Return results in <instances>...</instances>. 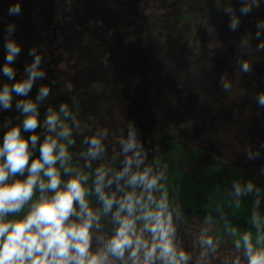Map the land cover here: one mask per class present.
Masks as SVG:
<instances>
[{
	"label": "trees",
	"instance_id": "16d2710c",
	"mask_svg": "<svg viewBox=\"0 0 264 264\" xmlns=\"http://www.w3.org/2000/svg\"><path fill=\"white\" fill-rule=\"evenodd\" d=\"M198 18L207 26L188 47L177 26ZM185 57L196 73L179 64L175 75ZM217 68L238 103L206 87ZM161 85L180 92L181 108L200 100L192 129L200 141L184 148L196 164L231 168L263 189L264 0H0V219L18 217L0 264H236L229 250L249 245L231 234L263 228L264 193L246 190L253 202L238 210L167 197L158 158L171 145L155 135ZM43 113H64L71 126L68 167L20 213L36 177L32 158L39 148L54 156L30 124ZM210 117L245 133L243 146L202 135ZM178 138L194 140L186 130ZM102 197L138 209L144 227L100 221ZM178 219L214 226L218 247L199 255L174 231Z\"/></svg>",
	"mask_w": 264,
	"mask_h": 264
},
{
	"label": "rangeland",
	"instance_id": "374dc122",
	"mask_svg": "<svg viewBox=\"0 0 264 264\" xmlns=\"http://www.w3.org/2000/svg\"><path fill=\"white\" fill-rule=\"evenodd\" d=\"M205 25V26H204ZM206 24L201 18L184 20L178 24V30H185V34L182 39L187 42L188 47H193L195 33L198 30L206 28ZM178 37L173 36L172 40L177 39ZM56 42V41H55ZM57 43L51 45L50 48L52 55H57L60 53L56 52ZM50 46V44H49ZM209 49L215 50L217 46L213 44L209 45ZM50 53V52H49ZM52 55L49 54L48 60L52 58ZM59 56V55H58ZM214 57V56H213ZM212 57V59H213ZM58 59V57H56ZM211 63V58L208 59ZM215 61V59H214ZM53 62V61H52ZM51 62V63H52ZM190 59L187 57L181 58L173 68L174 74H180L178 65L184 67L186 72L189 70L191 73L195 74L196 70L193 67H188ZM186 66V67H185ZM212 80L210 84H206V87L209 86V90H213L218 94H226L227 99L231 102H236L240 96L236 95L232 90L231 86L228 85L229 80L223 79V76L219 75L218 68L212 73ZM179 76V75H178ZM218 80V81H215ZM220 81V82H219ZM221 81H225V85H222ZM219 88V90H215ZM178 90H184L182 86L177 87ZM229 89V91H228ZM161 94L163 98L157 99V110L156 112V128L155 135L157 138H163L164 141L169 143L171 146L168 147V151L163 153L161 157L158 158L159 161V170L163 173V179L165 180V194L169 199L174 201L175 204L182 203L187 206H196L197 203L203 204V199H207L208 202H211V206L218 207L226 210L230 208L232 210H238L239 207L253 202V196H246L244 192L246 190H252L257 192L264 193V188L259 189L255 186H252V182H247L249 185H246L243 181L231 168L218 167V168H209L205 164L200 168V164H196L197 155L195 150L187 149L192 143L197 144L200 140L194 139V132L192 131L193 125L195 124V119L200 114L198 111L200 105L199 101L190 106V109H185V107H180V92L175 90V87L161 85ZM186 93H188L186 91ZM185 93V94H186ZM187 95V94H186ZM204 100V99H201ZM211 106L214 107V110L217 109L219 103L215 98H211ZM201 101L200 104H202ZM189 104V103H188ZM195 117V119H194ZM212 117L207 119L209 124L202 130V135L205 136H221L226 138L234 146H243L244 142L247 139H244L246 136L245 133L241 131L231 130L228 125L224 127L222 121H212ZM194 119V120H193ZM226 122V119L224 120ZM31 126L38 127L36 128L49 149L54 150V156H46L42 152V148H39L37 154L32 158V162L35 165L36 177L31 183L30 188L26 191L24 195H21L22 199L26 197L27 204L20 208V213L25 212L29 205L37 198L46 183L55 175L57 172H62L63 169L67 168V163H63L61 155H66L68 148L71 143V126L67 122V118L64 113H50L42 114L36 116L34 122L30 123ZM187 131V136L194 139L191 140L178 138V133L182 131ZM183 142V143H182ZM46 156V157H45ZM122 156V155H121ZM124 156V155H123ZM18 165L22 169L24 174H27L29 171V163L22 160L18 162ZM18 187V186H17ZM133 211L131 209H124L122 206L115 205L114 202L108 198L102 197L101 207L99 209V219L100 221L113 220L115 222H121L124 226H132V229H138L144 227L140 225L139 210ZM9 216V215H8ZM0 219V248L3 247L5 242L13 234V229L18 217H8ZM256 222L263 227L248 230L246 232L236 231L231 235L234 241H238L241 244H246L245 248L236 249L234 252L229 250L232 257L234 258L236 264H261L264 263V218L256 220ZM184 219H178L176 221V227L173 228L176 234L180 235L188 234V239L191 240L192 245L200 247V254L206 258L207 248H217L218 245L214 243L217 239H214V226L197 222H191L189 225H185ZM145 224V223H144ZM202 237V238H201ZM231 238V237H230ZM195 241V244H194ZM205 241V242H203ZM212 241V243H211ZM236 241V242H237ZM203 242V243H202ZM210 242V243H207ZM253 249H252V248ZM209 253H207L208 255Z\"/></svg>",
	"mask_w": 264,
	"mask_h": 264
}]
</instances>
